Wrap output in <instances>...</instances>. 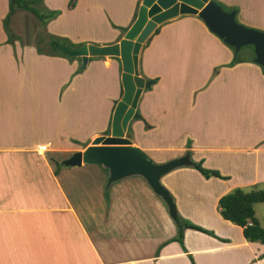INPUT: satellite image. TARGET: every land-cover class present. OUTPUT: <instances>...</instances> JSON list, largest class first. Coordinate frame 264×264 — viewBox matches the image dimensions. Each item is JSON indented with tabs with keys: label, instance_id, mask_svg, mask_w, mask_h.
I'll return each mask as SVG.
<instances>
[{
	"label": "crops",
	"instance_id": "1",
	"mask_svg": "<svg viewBox=\"0 0 264 264\" xmlns=\"http://www.w3.org/2000/svg\"><path fill=\"white\" fill-rule=\"evenodd\" d=\"M217 1L236 6L239 22L264 32V0ZM140 3L76 0L70 6V0H43L45 9L59 13L44 24L38 20L35 40L117 43ZM20 11L9 20L16 35L9 43L3 26L8 0H0V264H191L189 255L194 264H264V244L247 241L241 227L217 210L218 199L232 189L264 185L262 66L254 61L229 66L232 50L197 15L163 22L142 45L138 67L155 82L142 91L127 138L156 164L185 157L190 141L192 159L226 177L206 179L185 165L161 177L177 213L223 241L185 229L186 252L176 241L158 251L176 227L165 201L143 176L108 185V169L93 163L63 166L55 175L49 158L67 159L106 135L121 100L119 61L89 58L82 68L80 58L38 53L37 43L15 30ZM110 189L106 205L103 192ZM199 192L211 197V207ZM147 201L161 212L157 219L145 215ZM96 206H101L100 224L87 225L88 218L95 220ZM131 216L145 219L131 228ZM142 226L151 246L139 249L133 234Z\"/></svg>",
	"mask_w": 264,
	"mask_h": 264
},
{
	"label": "water",
	"instance_id": "2",
	"mask_svg": "<svg viewBox=\"0 0 264 264\" xmlns=\"http://www.w3.org/2000/svg\"><path fill=\"white\" fill-rule=\"evenodd\" d=\"M197 15L207 28L237 52L251 45L254 62L264 69V32L247 27L236 21V11H226L211 0H141L132 25L123 38L114 44H82L70 47L56 45L58 51L70 57H79L84 68L89 57H118L121 63L123 96L117 102L107 135L96 137L83 151H76L64 159L65 166H80L83 163L98 164L109 171L108 185L129 175L143 176L153 191L160 195L168 206L170 216L177 213L169 192L161 183V177L174 168L186 164L187 157L156 164L127 138L128 123L137 117L136 107L144 89L151 86L138 75V55L142 45L158 25L179 15Z\"/></svg>",
	"mask_w": 264,
	"mask_h": 264
},
{
	"label": "trees",
	"instance_id": "3",
	"mask_svg": "<svg viewBox=\"0 0 264 264\" xmlns=\"http://www.w3.org/2000/svg\"><path fill=\"white\" fill-rule=\"evenodd\" d=\"M219 4L224 10L226 11H231L235 9L237 11L236 7H233L231 9H226L222 3H220L217 0H211ZM73 5L72 1L70 2V6ZM17 10H24L27 12L32 13L34 16L38 18V20L44 24L47 20L54 18L59 11H50L47 10L43 7V0H8V13L6 17L3 20V26L4 29L7 33V40L9 43H12L13 40L16 39L15 33L9 28V20L11 16L17 11ZM136 18V13L134 20ZM127 29L122 28L121 32L125 33ZM158 29H155L154 32H157ZM40 37V36H39ZM39 41H43L39 39ZM148 42L146 41V44ZM47 44L50 49L49 52H45L43 45L41 42H37L35 45L37 48L38 53H54V54H59L62 55L63 57L68 58L69 60H73L79 57H70L65 55L64 53L60 52L57 50L56 45L58 44H64L70 47H77L82 44H71L67 39L65 38H59L55 36H48L47 39ZM145 44V45H146ZM41 45V46H40ZM233 52V58L228 64L229 66H233L236 63L239 62H245V61H254V50L251 45L243 46L240 48L239 51L235 52L234 48L227 45ZM90 59L92 58H102V57H89ZM119 61V65L121 66L120 60L118 57H114ZM82 68H78L77 71H81ZM264 70V69H263ZM138 75L144 80V81H150L151 85L155 82V79H149L145 77L141 69L138 67ZM149 88L145 89L148 90ZM124 90L121 82V97L123 96ZM137 114H139V110H136ZM110 124L108 129L104 132L106 135L109 134L110 130ZM128 135L130 137L131 135V129L128 128ZM186 153L185 156L187 157L186 164L185 166L194 168L197 170L204 178L208 179L212 176L214 177H219V178H226L224 176H221L219 171L214 170V169H209L206 168L202 165V161H194L191 157V151H190V141H187L186 143ZM65 166L62 161H56L55 162V169H54V174L57 175L59 173V170L61 167ZM107 195V194H105ZM108 197V196H107ZM257 203H264V185L263 186H253L251 188H241V187H236L232 189L231 191L225 193L218 199L217 203V210L220 214V216L225 219L230 221L231 223L241 227L242 229V234L243 237L249 241V242H258L261 244H264V227H262L259 223L258 218L255 215V204ZM173 222L176 227V235L161 244L158 247V251L160 248L169 242L176 241L181 249L186 252V249L184 247L183 243V235H184V230L185 229H193L197 230L200 232H203L205 234H208L210 236H213L219 240H222L221 238L217 237L212 230L206 229L188 219L183 218L179 213H176L173 217ZM264 253L260 256L263 257ZM191 264H194L193 259L191 256H188Z\"/></svg>",
	"mask_w": 264,
	"mask_h": 264
},
{
	"label": "rangeland",
	"instance_id": "4",
	"mask_svg": "<svg viewBox=\"0 0 264 264\" xmlns=\"http://www.w3.org/2000/svg\"><path fill=\"white\" fill-rule=\"evenodd\" d=\"M72 1V4H74L75 2H76V0H70V2ZM220 2V1H219ZM223 4V3H222ZM224 5V7L226 8V9H231V8H233V7H236V6H227L226 4H223ZM237 8V7H236ZM233 10H235V9H233ZM20 12H22V10L20 11ZM237 13H238V8H237V11H236V15H237ZM20 14V16H18L17 17V20L16 21H13L14 23H15V25H16V27H15V30L17 31V33L18 34H20L21 36H23L26 40H29V41H31V42H36L37 43V41L38 40H35L36 39V37L37 36H39V32H41V30L40 29H38L39 30V32H38V30H35L34 29V26H35V24L36 23H38V18L36 17V16H34L33 14H31L30 12H27V11H23L22 13H19ZM32 15L34 16V17H32ZM25 16H26V18H25ZM235 19H236V21L237 22H239L238 20H237V16H235ZM239 23H241V22H239ZM13 24V23H12ZM241 24H243V23H241ZM243 25H245V24H243ZM246 26V25H245ZM248 27V26H247ZM252 28V27H251ZM260 30V29H259ZM262 31V30H261ZM37 32L39 33V34H37ZM43 41H44V43L42 44L43 45V48L44 49H48L49 47H48V44H47V39H42ZM41 46V45H40ZM78 59V58H77ZM49 158L50 159H52L53 161H62L63 159H65V157L63 156V155H60V154H54V155H50L49 154ZM207 168V167H206ZM201 175V174H200ZM202 176V175H201ZM137 176H135V178H136ZM134 177H128V179H130V180H135V179H133ZM137 178H139V177H137ZM193 181L195 180V179H192ZM134 183H135V181H133ZM131 183V185L133 186L134 185V183H132V181L130 182ZM136 184V183H135ZM146 185V184H145ZM113 186V185H112ZM126 186H128V185H126ZM146 187H148L147 185H146ZM105 192H103V199H104V202H105V204L107 205V203H108V201H109V197L111 196V189L110 190H104ZM136 191L137 192H139V190L138 189H136ZM149 194H150V198H152V199H154V200H159V202H161V204H162V206L165 208V212L168 214V211H167V209H166V206H165V204H164V202L157 196V195H155L150 189H149ZM146 193V192H145ZM105 194H107V195H105ZM140 194V193H139ZM199 195L201 196V198H203L202 199V202H204V204H206L208 207H211V200L209 199V198H211V197H209V196H207V195H204L203 193H201V192H199ZM108 196V197H107ZM153 197H155V198H153ZM105 206V205H104ZM102 208H103V205H102ZM81 209V208H80ZM256 210H257V213H258V216H259V220L262 222V224L264 225V203H257V205H256ZM94 211H95V213H96V215H95V220H93V218H88V220H86V224L87 225H90L91 223H92V225L94 224V225H98V222L100 221V217H101V215H100V213H101V206H96L95 207V209H94ZM143 211H144V213H145V215H147L149 218H150V220H152V219H157L158 218V214H160L161 212L159 211V209H158V207H157V205L155 204H153L152 202H150V201H147L146 202V206H144V208H143ZM104 212V211H103ZM85 219H87V218H85ZM145 218H141V216H136V217H133V216H131V219H130V221H129V223H128V226H130L131 228H134L135 227V225H136V223L137 222H139V225H140V222L141 221H143ZM151 222V221H150ZM99 224H100V222H99ZM137 225H138V223H137ZM200 225V224H199ZM168 226V225H167ZM168 228H169V226H168ZM174 228H175V226H174ZM143 229H144V226H142L140 229H139V233L138 234H136V233H134L133 235L135 236V238H137V240H139V242H136L135 244L139 247V249L141 248V247H143V248H146V247H148V246H151V236H146V235H144V233H142V231H143ZM161 230H162V232H164L165 234L167 233L166 231H165V229L164 228H162L161 227Z\"/></svg>",
	"mask_w": 264,
	"mask_h": 264
}]
</instances>
